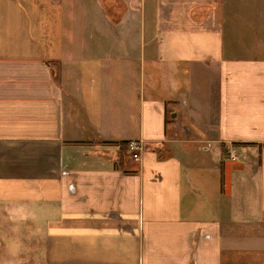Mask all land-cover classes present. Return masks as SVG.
<instances>
[{
	"label": "crops",
	"instance_id": "1",
	"mask_svg": "<svg viewBox=\"0 0 264 264\" xmlns=\"http://www.w3.org/2000/svg\"><path fill=\"white\" fill-rule=\"evenodd\" d=\"M116 1L0 0V205L52 264H264V0Z\"/></svg>",
	"mask_w": 264,
	"mask_h": 264
},
{
	"label": "rangeland",
	"instance_id": "2",
	"mask_svg": "<svg viewBox=\"0 0 264 264\" xmlns=\"http://www.w3.org/2000/svg\"><path fill=\"white\" fill-rule=\"evenodd\" d=\"M114 3L117 1L114 0ZM142 151L138 152V158H132L139 160ZM27 210L25 212L24 207L0 205V264L53 263L52 255L48 254L43 219Z\"/></svg>",
	"mask_w": 264,
	"mask_h": 264
},
{
	"label": "built area",
	"instance_id": "3",
	"mask_svg": "<svg viewBox=\"0 0 264 264\" xmlns=\"http://www.w3.org/2000/svg\"><path fill=\"white\" fill-rule=\"evenodd\" d=\"M127 147H128V150L131 152L132 156L136 158L139 157V153L144 148L143 144L139 141H131L128 143ZM232 158L235 159V157H232Z\"/></svg>",
	"mask_w": 264,
	"mask_h": 264
}]
</instances>
